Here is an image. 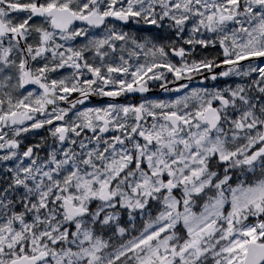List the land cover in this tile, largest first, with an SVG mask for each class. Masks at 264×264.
<instances>
[{"label": "snow or ice", "instance_id": "1", "mask_svg": "<svg viewBox=\"0 0 264 264\" xmlns=\"http://www.w3.org/2000/svg\"><path fill=\"white\" fill-rule=\"evenodd\" d=\"M0 264H264V0H0Z\"/></svg>", "mask_w": 264, "mask_h": 264}]
</instances>
